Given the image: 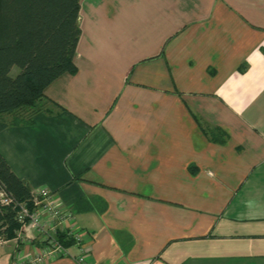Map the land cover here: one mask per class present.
<instances>
[{
	"label": "crops",
	"instance_id": "1",
	"mask_svg": "<svg viewBox=\"0 0 264 264\" xmlns=\"http://www.w3.org/2000/svg\"><path fill=\"white\" fill-rule=\"evenodd\" d=\"M78 21L76 72L0 130L86 234L39 264H264V0H80Z\"/></svg>",
	"mask_w": 264,
	"mask_h": 264
},
{
	"label": "trees",
	"instance_id": "2",
	"mask_svg": "<svg viewBox=\"0 0 264 264\" xmlns=\"http://www.w3.org/2000/svg\"><path fill=\"white\" fill-rule=\"evenodd\" d=\"M79 10L80 0H0V130L22 122L16 112L34 108L54 79L76 72ZM4 114L16 116L8 123ZM1 191L12 197L0 203V239L8 240L21 226L18 205L25 203L30 211L34 205L31 187L0 154ZM57 236L64 246L73 243L63 231Z\"/></svg>",
	"mask_w": 264,
	"mask_h": 264
},
{
	"label": "built area",
	"instance_id": "3",
	"mask_svg": "<svg viewBox=\"0 0 264 264\" xmlns=\"http://www.w3.org/2000/svg\"><path fill=\"white\" fill-rule=\"evenodd\" d=\"M32 201L34 209L30 211L25 203H20L17 212V219L21 226L16 230V240L35 239L41 243L37 252L26 258L18 259L17 264H24L28 261L31 264H39L50 257L57 255H68L65 247L58 239L57 233L63 231L67 237L73 239V243L79 244L85 237V231L78 227L72 213L64 205L55 202L52 192L47 188L32 190ZM12 197L0 192V203L8 204ZM29 232H33L34 236ZM7 239H0V245ZM80 264H86L84 255L73 256Z\"/></svg>",
	"mask_w": 264,
	"mask_h": 264
},
{
	"label": "rangeland",
	"instance_id": "4",
	"mask_svg": "<svg viewBox=\"0 0 264 264\" xmlns=\"http://www.w3.org/2000/svg\"><path fill=\"white\" fill-rule=\"evenodd\" d=\"M14 68H15L16 71L18 70V68L16 66Z\"/></svg>",
	"mask_w": 264,
	"mask_h": 264
}]
</instances>
